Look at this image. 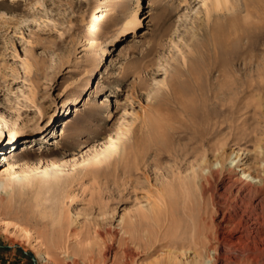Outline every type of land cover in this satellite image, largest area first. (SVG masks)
Returning <instances> with one entry per match:
<instances>
[{
	"label": "rangeland",
	"instance_id": "374dc122",
	"mask_svg": "<svg viewBox=\"0 0 264 264\" xmlns=\"http://www.w3.org/2000/svg\"><path fill=\"white\" fill-rule=\"evenodd\" d=\"M134 13L144 24L117 39L111 25ZM65 118L74 136L57 147ZM30 144L45 158L27 169L64 204L11 200L0 185V264H152L193 240L235 264L236 238L208 239L201 214L213 191L229 203L214 160L261 165L264 0H0V164L17 171ZM120 227L136 240L126 252Z\"/></svg>",
	"mask_w": 264,
	"mask_h": 264
},
{
	"label": "bare ground",
	"instance_id": "6f19581e",
	"mask_svg": "<svg viewBox=\"0 0 264 264\" xmlns=\"http://www.w3.org/2000/svg\"><path fill=\"white\" fill-rule=\"evenodd\" d=\"M143 24L144 17H141L139 13H134L127 15L124 19L115 22L111 26L115 28L114 31L119 32L117 39H122L127 37L128 34L138 31ZM98 100H101L100 104H103L107 98L103 96ZM75 101H79V96L75 97ZM76 110L75 108L73 109V111ZM62 121V128L60 130L57 129L60 139L59 141H54L53 144L57 147H61L60 140L70 139L74 136L73 133L67 129L70 123L69 119L65 118ZM139 135L146 141L157 140L152 133L144 132ZM139 144L143 145L140 142ZM34 147L40 151V155L32 158L31 155L36 154ZM44 148L45 147L42 145L31 144L19 148L17 152L23 156L21 157L20 166L17 171H15L16 166L14 164H0V185L4 187V194L8 199L15 200L14 194L16 193L17 200L24 199L31 202L33 200L36 207L45 205L47 201L59 207L64 204V195L57 187L54 189V185L52 186L51 183L53 180L49 179L50 176H47L44 182H41L42 180L39 181L40 179H35L37 178L35 177L37 174L34 176L33 171L27 169V164L30 160L35 159L38 162L44 160L45 157L42 156ZM27 149L31 150L32 154L27 153ZM112 149L116 150V153L119 152V154L123 155L125 158L128 156L134 162L138 160V154L133 152L126 153V150L119 144H114ZM241 161L240 154L236 153L231 163H234V166L238 167ZM52 164H54V167L60 168V164L55 162ZM232 170L233 172L239 171L240 174L236 173L233 177L227 176L226 174L232 172ZM208 172L219 174L217 184L219 185L220 191L218 195L225 197L229 203H227V201L223 203L214 202L213 191V195L211 196L212 207H208L207 203L202 207L201 233L206 234L208 239L217 240V234L219 233L224 236L236 238L235 241H233L235 247L230 250L232 256L228 257L229 263L244 264L252 262L253 260L258 262L264 257V151L262 152L261 165H258L256 170L251 172L246 166H241L238 170H235L219 159L211 163ZM245 184H249L248 187H246ZM34 186L35 191L33 190ZM3 202L4 199L0 198V204H3ZM150 216V218H156V214L152 211ZM172 216L174 217V215ZM209 218L212 220L207 222ZM212 222H214V224ZM121 223H124V221H121ZM212 224L214 226H212ZM117 234L120 236L118 243L124 247L123 252H126L129 248V242L133 243L136 241L132 233L125 227H120ZM209 242L210 241L204 244L208 248L212 247L210 244L208 245ZM217 243L218 244L213 247L212 251L219 247V242ZM192 244L197 247L193 251L185 247L183 243H179V247H175L176 249L171 251L163 252V257L152 264H215L219 261L220 257L214 256L209 258L208 256H202L200 253V246H202V244H200L199 241L196 242L193 240ZM43 258L45 261L48 260L47 256H43Z\"/></svg>",
	"mask_w": 264,
	"mask_h": 264
}]
</instances>
